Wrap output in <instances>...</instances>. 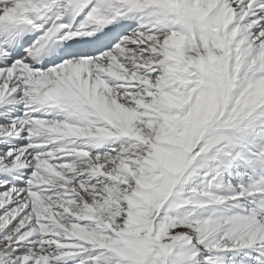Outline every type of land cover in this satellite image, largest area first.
<instances>
[{"label": "snow or ice", "instance_id": "1", "mask_svg": "<svg viewBox=\"0 0 264 264\" xmlns=\"http://www.w3.org/2000/svg\"><path fill=\"white\" fill-rule=\"evenodd\" d=\"M0 264H264V0H0Z\"/></svg>", "mask_w": 264, "mask_h": 264}]
</instances>
